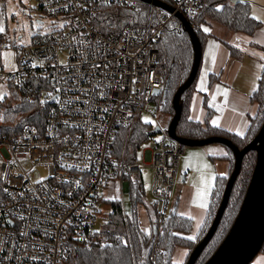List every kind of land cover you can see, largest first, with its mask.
I'll return each instance as SVG.
<instances>
[{
  "label": "built area",
  "instance_id": "2783aa9c",
  "mask_svg": "<svg viewBox=\"0 0 264 264\" xmlns=\"http://www.w3.org/2000/svg\"><path fill=\"white\" fill-rule=\"evenodd\" d=\"M35 1L39 27L28 46L18 44L22 36L0 33V96L3 87L24 90L30 76L46 77L52 88L43 124L27 123L15 137L0 132V264H68L78 245L111 243L105 232L114 206L125 215L129 178L143 177L142 165L152 172L161 226L184 145L159 124L161 137L141 146L142 163L117 156L116 144L164 89L157 48L164 28L177 13L190 22L207 3L173 0L168 12L141 0ZM143 5L150 10L139 25L135 18L119 28L106 22L111 30L104 31L97 23L104 8L138 14Z\"/></svg>",
  "mask_w": 264,
  "mask_h": 264
},
{
  "label": "trees",
  "instance_id": "16d2710c",
  "mask_svg": "<svg viewBox=\"0 0 264 264\" xmlns=\"http://www.w3.org/2000/svg\"><path fill=\"white\" fill-rule=\"evenodd\" d=\"M159 1L173 5V0ZM218 7H220V11L216 10ZM149 10L148 6L143 5L140 12L136 14L126 8L111 6L103 9L97 18V23L104 31L111 30L107 23L119 28L127 25V23L131 24V18H135L137 22L134 24L139 25L145 21ZM151 11L154 16L155 9H151ZM207 20H212L234 32L252 33L259 26V22L251 15L250 5L247 1L207 0L206 5L189 22L202 46L208 36L203 28ZM157 48L160 53L158 71L164 82V89L158 97L153 98V102L160 111L170 115L171 121L175 114L173 97L179 87L188 79L194 60L193 43L178 18H173L166 25ZM194 84L195 81L180 98L181 118L176 128L178 137L188 140H204L216 136L225 137L232 140L238 148L243 149L258 135L264 123V72L258 88L252 96L258 105V111L255 116L250 118V124L244 136L234 135L217 127L190 119L189 104ZM26 86L24 90L12 88L10 97L8 96L0 102L1 134L15 137L21 133L22 127L27 123L43 124L48 106L44 98L51 92V85L46 77L38 75L37 77H27ZM30 94L36 95V99L32 100L29 97ZM152 129L150 124L140 119L131 135L128 136L126 133L119 138L116 144V155L121 157L125 152L126 156L133 155L139 159V149L152 138L148 136ZM226 149L228 151L226 159L230 166L229 173L224 177L217 178L212 190L206 219L195 240L186 236L191 233L193 228L191 218L181 216L176 211H169L159 226L156 224L157 216L153 203L146 206L151 232L147 233L142 230L137 208L139 203H146V191L143 177L137 175L129 178V195L133 202L132 215L128 217L125 213V221L121 207L116 205L111 220L107 224L105 234L112 242L105 245L111 247L101 248V245L94 244L90 249H87L83 245H78L68 264H177L174 262V252L178 247H184L187 254L190 251L186 255L184 263L186 264L190 254L210 229L220 207L230 174L234 170L235 155L229 147ZM256 163L257 153L255 151H250L244 156L240 173L234 183L228 206L221 218L219 227L195 264H205L230 232L247 193ZM223 181L225 183L222 186ZM116 237L122 239L119 242H114ZM124 241H127V247H125ZM156 244L157 259L152 262L150 256ZM259 253H264V245Z\"/></svg>",
  "mask_w": 264,
  "mask_h": 264
},
{
  "label": "crops",
  "instance_id": "0c3cea01",
  "mask_svg": "<svg viewBox=\"0 0 264 264\" xmlns=\"http://www.w3.org/2000/svg\"><path fill=\"white\" fill-rule=\"evenodd\" d=\"M243 1L249 3L251 15L259 22V26L252 33H244L230 31L212 20L206 21L204 29H208L206 32L208 36L202 46L201 64L189 104V117L193 121L239 136L245 135L250 118L258 111V105L252 96L264 72V6L259 11L251 7L250 1ZM227 156L228 151L222 144L186 146L179 168L185 186L178 188L176 201L170 211L191 218L193 222L201 223L203 218L204 224L206 217L203 213L201 216L199 205L194 204V194L185 195L181 191H184L185 187L186 189L195 187L187 184L195 175L211 181L213 190L217 178L229 173ZM210 185L208 209L212 194ZM189 205L191 207L187 208ZM181 206L186 207L184 210H192V213H182ZM205 213L207 216L208 210ZM198 233L191 239L195 240ZM252 264H264V253H259Z\"/></svg>",
  "mask_w": 264,
  "mask_h": 264
},
{
  "label": "water",
  "instance_id": "95a60500",
  "mask_svg": "<svg viewBox=\"0 0 264 264\" xmlns=\"http://www.w3.org/2000/svg\"><path fill=\"white\" fill-rule=\"evenodd\" d=\"M141 1L155 7H160L168 12H173L174 10L171 6L159 0ZM176 16L182 22L191 38L194 49V60L188 79L181 87H179L173 97V108L175 114L173 119L170 121L167 132L172 139L182 143L184 146L195 147L209 144H222L229 147L235 155L234 170L230 174L226 184L223 198L215 219L213 220L210 229L203 240L195 247L193 252L188 257L186 264H195L206 245L212 239L219 227L226 207L228 206L234 183L241 170L243 158L248 152L255 151L257 153V163L239 214L222 244L205 263L250 264L259 254L264 245V123L258 135L243 149L238 148L232 140L225 137L216 136L204 140H188L177 136L176 128L181 118L180 98L181 95L188 88H190L197 77L202 59V45L188 20L180 13H177ZM154 94L155 96H159L161 91L156 90ZM161 132L162 130L160 126H157L148 133V136L153 137Z\"/></svg>",
  "mask_w": 264,
  "mask_h": 264
},
{
  "label": "rangeland",
  "instance_id": "374dc122",
  "mask_svg": "<svg viewBox=\"0 0 264 264\" xmlns=\"http://www.w3.org/2000/svg\"><path fill=\"white\" fill-rule=\"evenodd\" d=\"M236 1V0H235ZM251 3V7H255V9L261 11L260 9H263L262 6H264V0H248ZM36 1L35 0H0V28L3 29L2 32L8 33L10 36H13L14 34L18 36H22V39L18 41V44H23L28 46L31 43L32 37L37 33L38 27H39V13L35 11ZM204 28V26H203ZM3 95H7V97L11 95V93L5 88H2ZM2 95V96H3ZM142 120L146 123L151 125V128H155L158 126V124L165 130L169 127L170 124V115L163 113L158 109L154 103L150 106V111L143 113ZM160 135L155 136L156 139L160 138ZM149 141L143 146L144 149L147 148ZM186 146H184L185 148ZM141 148L139 150V160L140 162H144V149ZM143 169V181L145 185V191H146V198L144 204L139 203L137 212H138V219L140 222V227L143 231L150 233L151 232V224L149 223V218L147 215V205H151L154 200V196L152 193V172L150 167L146 165H142ZM211 181L203 180L201 178H198L196 175L195 177H191L188 180V185H193V189H186L184 191H181L182 194L192 193L195 197V203L196 205H199L198 208L200 210V214L202 216L206 217V213L208 210V185H210ZM225 183V181L222 182V186ZM198 185V186H197ZM181 186H185V183L183 182V175L182 172L179 170V178L178 183L176 186V192L179 190ZM212 186L210 185V194L212 191ZM198 195V196H197ZM184 198V197H183ZM176 201L175 199L171 203V207L173 208L174 203ZM184 200L182 201V203ZM201 204L206 205L205 207H200ZM132 205L133 202L131 200V197L129 193H125L124 195V207H125V213L129 216L132 215ZM191 205L187 206V208H190ZM185 206L180 207V211L184 214H190L192 213V210L186 209ZM104 209L110 210L109 206L105 205ZM189 212V213H188ZM204 217V218H205ZM201 224H203V218L201 219V223L198 221L193 222V228L191 233L186 235L189 238H192V236H195L196 233H198ZM99 225V224H98ZM97 225V226H98ZM190 251L188 252V254ZM187 250L184 247H178L174 252V262L177 264H184L186 261V255Z\"/></svg>",
  "mask_w": 264,
  "mask_h": 264
},
{
  "label": "snow or ice",
  "instance_id": "6c2138e0",
  "mask_svg": "<svg viewBox=\"0 0 264 264\" xmlns=\"http://www.w3.org/2000/svg\"><path fill=\"white\" fill-rule=\"evenodd\" d=\"M106 2H110V0H106ZM241 2H243V0H241ZM221 7H222V6H221ZM216 10H217V11H220V7H218ZM0 31H3V29L0 28ZM204 31L207 32L208 29L205 28ZM0 98H2V96H0ZM0 118H2V117H0ZM145 122H147V121H145ZM5 191H7V190L5 189ZM205 206H206V205H204V204H201V205H200V207H205ZM106 223H107V222H106ZM116 238H117V239H122L121 237H116ZM124 245H125V247L128 246L127 241H124ZM106 246H107V247H111L110 245H101V248L106 247Z\"/></svg>",
  "mask_w": 264,
  "mask_h": 264
},
{
  "label": "bare ground",
  "instance_id": "6f19581e",
  "mask_svg": "<svg viewBox=\"0 0 264 264\" xmlns=\"http://www.w3.org/2000/svg\"><path fill=\"white\" fill-rule=\"evenodd\" d=\"M38 82H39V80H38ZM18 94V93H17Z\"/></svg>",
  "mask_w": 264,
  "mask_h": 264
}]
</instances>
